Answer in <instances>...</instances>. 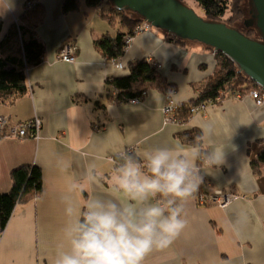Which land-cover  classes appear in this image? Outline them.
Wrapping results in <instances>:
<instances>
[{
	"label": "crops",
	"instance_id": "crops-1",
	"mask_svg": "<svg viewBox=\"0 0 264 264\" xmlns=\"http://www.w3.org/2000/svg\"><path fill=\"white\" fill-rule=\"evenodd\" d=\"M36 1L44 14L32 32L44 46L42 58L26 70L27 92L0 102V114L8 118V129L35 117L41 126L36 137L0 139V192L10 188V170L28 163L40 167L42 191L15 205L0 233V264H52L66 219L61 197L72 195L69 185L84 188L83 195L74 193L80 203L89 197H122L112 181L124 163L118 165L117 156L133 149L132 157L143 162L144 152L155 147L191 145L178 135L193 130L204 148L224 144V160L209 167L197 162L203 181L184 202L185 229L143 264H264V166L255 171L250 163L264 141V102L256 104L248 91L241 97L229 93L185 122L165 123L162 88L150 87L138 100L118 101L111 80L128 76V63L151 60L174 87L172 99L186 102L196 98L213 72V50L196 41L169 40L163 30L151 27L134 35L124 54L112 61L93 43L116 31L98 8L82 2L79 11L63 13V0ZM23 2L0 0L1 37L20 21ZM67 42L76 47V62L56 58ZM16 43L9 37L4 49L14 52ZM216 190L240 197L224 207L198 203L197 193Z\"/></svg>",
	"mask_w": 264,
	"mask_h": 264
},
{
	"label": "clouds",
	"instance_id": "clouds-1",
	"mask_svg": "<svg viewBox=\"0 0 264 264\" xmlns=\"http://www.w3.org/2000/svg\"><path fill=\"white\" fill-rule=\"evenodd\" d=\"M224 149L222 143H195L155 147L144 152L143 162L125 156L112 176L113 188L123 194L115 200L80 203L74 193L83 195L84 188L69 185L72 195L61 197L66 219L52 264H143L153 251L170 247L187 224L184 202L203 181L197 162L220 165Z\"/></svg>",
	"mask_w": 264,
	"mask_h": 264
},
{
	"label": "trees",
	"instance_id": "trees-1",
	"mask_svg": "<svg viewBox=\"0 0 264 264\" xmlns=\"http://www.w3.org/2000/svg\"><path fill=\"white\" fill-rule=\"evenodd\" d=\"M30 1L32 7L27 8ZM104 0H63L61 9L63 13L79 11L81 3L89 7L99 9V14L116 31L114 35L102 34L94 40L96 49L106 58L116 60L124 54L127 44L125 37L133 33L135 26L142 19L126 9H117L111 3L105 7L101 4ZM184 3L183 0H180ZM201 7L206 20L224 22L226 8L231 4L229 0H195ZM239 2L233 1L232 6L237 8ZM247 13H253V5L246 0ZM43 9L36 0H24L20 21L12 24L5 36L1 37L2 20L0 18V102L10 101L27 92L26 70L28 67L38 64L41 61L44 50L43 44L34 36L33 27L43 17ZM246 27V26H245ZM248 37L260 39V32L255 24L247 26L243 32ZM253 33L254 35H252ZM169 40L185 42L186 40L174 34H165ZM9 37L15 38L17 48L14 52L4 49V44ZM213 50L212 47H209ZM216 64L213 72L207 81L199 86L196 98L181 103L175 112L178 122H185L193 114L190 108L208 101L217 102L216 98H224L234 91L245 92L257 85L247 77L236 63L226 54L217 50L214 52ZM129 75L117 77L111 80L114 87V100L129 101L140 99L150 87H160L166 95H171L174 87L168 84L157 71V64L146 59L135 60L128 63ZM194 131V130H193ZM180 133L178 136L184 142L192 144L199 143L200 134L196 131ZM133 150V149H132ZM132 150L115 158L119 165L124 162L125 156L132 157ZM253 170L258 171L264 166V141L262 147L250 161ZM10 188L0 192V233L4 230L9 218L12 215L17 203L23 204L40 195L42 191V173L39 166L35 164H21L12 168L9 172ZM198 194V193H197Z\"/></svg>",
	"mask_w": 264,
	"mask_h": 264
},
{
	"label": "water",
	"instance_id": "water-1",
	"mask_svg": "<svg viewBox=\"0 0 264 264\" xmlns=\"http://www.w3.org/2000/svg\"><path fill=\"white\" fill-rule=\"evenodd\" d=\"M109 1L115 8L131 11L165 34H174L212 47L213 51H221L264 90V0H250L253 13L251 19L243 21L246 27L255 24L260 32L259 40L224 22L204 19L180 0Z\"/></svg>",
	"mask_w": 264,
	"mask_h": 264
},
{
	"label": "built area",
	"instance_id": "built-area-1",
	"mask_svg": "<svg viewBox=\"0 0 264 264\" xmlns=\"http://www.w3.org/2000/svg\"><path fill=\"white\" fill-rule=\"evenodd\" d=\"M32 3L34 1H30L26 4V7H32ZM151 28V25L142 20L134 29L133 33L127 35L125 37L126 43L132 41L134 35L146 32ZM76 47L71 43L67 42L61 45L57 51L56 58L58 60H63L66 62H76V55H75ZM215 52V51H214ZM115 61V60H112ZM115 65L118 68H124L125 66L121 62H116ZM243 92L234 91L232 94L235 97H241ZM248 94L254 98L256 104L260 105L264 102V90L260 87H253L252 89L248 90ZM222 99V98H221ZM220 97H217L216 100H221ZM138 100V99H136ZM214 101H208L207 103H201L197 106L190 108V111L195 113L201 110H204L208 104H214ZM181 103H176L171 95H166L165 104L162 108V112L164 115V122L165 123H179L178 120L175 118V112L177 107L180 106ZM8 118L5 115L0 114V139L5 136H12L17 138H27V137H36L38 134V130L41 126V121L38 118H32L28 120H23L15 123L8 129ZM240 197V195L236 193H225L222 190H216L211 193H203L200 192L196 195V199L200 204H216L220 207H224L226 204L230 203L232 200Z\"/></svg>",
	"mask_w": 264,
	"mask_h": 264
},
{
	"label": "rangeland",
	"instance_id": "rangeland-1",
	"mask_svg": "<svg viewBox=\"0 0 264 264\" xmlns=\"http://www.w3.org/2000/svg\"><path fill=\"white\" fill-rule=\"evenodd\" d=\"M183 1L185 5L194 9V11L198 13L200 16H204L201 7L198 5V3L195 0H183ZM229 1L231 2V4L226 8V14L224 15L223 20L227 23L228 22L232 23V25L237 27L239 31L244 32L246 27L243 21L247 19H251V15L247 13L246 0H229ZM233 1L239 2L236 9H234V7L232 6ZM108 3H110L109 0H104L101 6L105 7ZM115 28H118L117 25L115 26ZM251 34L254 35L253 33ZM181 103H184V102H181Z\"/></svg>",
	"mask_w": 264,
	"mask_h": 264
}]
</instances>
